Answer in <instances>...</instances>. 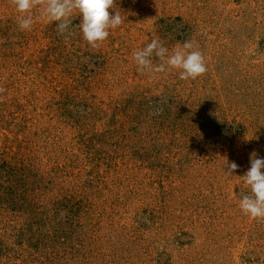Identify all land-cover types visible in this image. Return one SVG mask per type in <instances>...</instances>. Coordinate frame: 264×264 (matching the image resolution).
<instances>
[{
    "label": "rangeland",
    "instance_id": "obj_1",
    "mask_svg": "<svg viewBox=\"0 0 264 264\" xmlns=\"http://www.w3.org/2000/svg\"><path fill=\"white\" fill-rule=\"evenodd\" d=\"M115 11L123 24L93 49L79 13L66 40L47 20L19 30L0 0V161L27 190L0 200V264H264V219L239 208L264 159V0ZM153 39L192 41L206 73H141L132 53Z\"/></svg>",
    "mask_w": 264,
    "mask_h": 264
},
{
    "label": "clouds",
    "instance_id": "obj_2",
    "mask_svg": "<svg viewBox=\"0 0 264 264\" xmlns=\"http://www.w3.org/2000/svg\"><path fill=\"white\" fill-rule=\"evenodd\" d=\"M20 14L17 18L21 31H30L38 19L55 22L57 33L67 40L74 35L72 19L74 13H79L81 19L78 25L83 39L93 48H99L109 37L110 29H116L124 22L119 11L110 14L109 9H115V0H9ZM34 10H38L34 14ZM137 70L150 73L152 78L167 70H180L181 80H195L207 71L205 57L192 41H184L176 45L171 52L159 39H153L141 49L132 53ZM158 58V63H153ZM5 89L0 87V93ZM159 114V113H154ZM250 168L242 177L249 188L248 194H243L239 200V208L245 216L253 219H264V159L255 153L250 159ZM227 174H232L239 165L235 162L226 165Z\"/></svg>",
    "mask_w": 264,
    "mask_h": 264
},
{
    "label": "trees",
    "instance_id": "obj_3",
    "mask_svg": "<svg viewBox=\"0 0 264 264\" xmlns=\"http://www.w3.org/2000/svg\"><path fill=\"white\" fill-rule=\"evenodd\" d=\"M19 172H20L19 168L12 167L11 165H9L7 163V161H5V160L0 161V174H2L1 175L2 177L8 178L9 180L10 179L13 180L14 178L17 177L16 181H15L16 184H15V188L13 190V193H10L11 192L10 188L12 187L10 185V181L6 180V182L8 183L9 186L7 184H5L3 181L0 182V188L5 190V191L4 190L1 191V189H0V200H3L7 204H9L11 202L12 204H15V205H17V204L21 205V203L24 202L23 199L26 196L27 190L25 189L26 188L25 185H23V186L18 185V183H21V181L23 184L25 183V181L22 179L21 173L18 174ZM29 174L30 173H27L28 176L32 175V174L31 175H29ZM26 183L28 186L29 182H26ZM1 193H4L7 196L4 195L2 198Z\"/></svg>",
    "mask_w": 264,
    "mask_h": 264
}]
</instances>
